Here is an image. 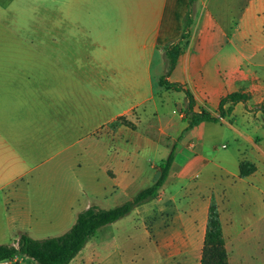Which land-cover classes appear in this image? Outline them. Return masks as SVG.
<instances>
[{
	"label": "crops",
	"instance_id": "crops-1",
	"mask_svg": "<svg viewBox=\"0 0 264 264\" xmlns=\"http://www.w3.org/2000/svg\"><path fill=\"white\" fill-rule=\"evenodd\" d=\"M189 1L48 0V33L42 34L39 15L25 14L37 5L40 9L41 0H0V169L12 160L20 168L12 177L0 178V192L35 167L31 161L37 152L24 157L17 147L11 151L2 146L21 145V137L43 123L34 103L48 101L70 137L87 119L94 124L104 120L111 104L134 96L138 86L146 87L142 104L155 101L154 67L159 65L164 74L165 47L179 40ZM193 16L190 37L167 79L191 91L195 111L206 108L217 114L223 97L248 94L219 122L186 130L188 123L180 115L184 125L177 129L176 156L165 185L207 173L211 188L197 189L195 197L184 195L155 230L146 223L134 224L130 231L135 233L121 238L119 229L100 234L102 227L116 222L102 226L92 237L99 239L91 238L69 264H201L212 197L219 205L230 264H264V132L242 131L229 120L243 105L246 126L264 130V78L257 73L264 69V0H197ZM113 86L117 91L106 94ZM160 88L183 94L186 106L183 91ZM24 103L32 105H20ZM134 107L117 111L86 132L110 127L107 134L130 147L131 139L123 135L130 126L113 129L110 124L120 117L133 122ZM24 114L37 116L28 123ZM173 127L169 122L161 131L168 135ZM227 132L246 143L230 161L214 156ZM242 160L256 166L247 177L240 175ZM140 167L117 153L108 172L118 187L127 188L141 175ZM163 188L159 202L164 200Z\"/></svg>",
	"mask_w": 264,
	"mask_h": 264
},
{
	"label": "rangeland",
	"instance_id": "rangeland-1",
	"mask_svg": "<svg viewBox=\"0 0 264 264\" xmlns=\"http://www.w3.org/2000/svg\"><path fill=\"white\" fill-rule=\"evenodd\" d=\"M40 6V9L37 5L25 14L39 15L41 33L47 34L48 0H41ZM60 8L63 10L64 6ZM159 68L160 66L156 65L153 71L156 104L153 101L142 104L143 91L146 87L138 86L134 96L113 102L106 110L104 120L97 119L95 124L90 118L85 122L81 120L84 122L83 126L70 137L64 134V125L58 120V115L54 114L55 110L50 108L48 101L41 100L33 104L38 107V116L43 123L36 126L33 132H26L21 137V145H17L16 142L2 144L3 149L8 145L11 151L13 147H17L19 154L24 157H28L31 152H37L38 156L31 161L35 167L30 172L0 192V244H16L22 233L36 239L59 236L70 229L77 215L90 205L105 209L113 208L132 199L139 191L154 183L159 175L161 161L168 157L175 138L178 137L177 129L184 125L180 115L181 109L185 107L183 94L163 93L159 85L162 75ZM257 73L264 78V69H258ZM105 74H111V71ZM117 89L115 86L108 87L105 89L106 94L112 95L111 91L116 92ZM159 92L163 94L158 95ZM20 105L27 107L32 104ZM131 105H135L137 118H133L134 127H130L132 130L123 134L131 139L130 147L122 141H117L113 135H108L106 131L111 130L110 127H106V131L95 127L94 130L86 132L93 124L96 126L102 121L106 123L110 116ZM244 109L243 105H239L229 120L242 131L264 132L256 126L249 128L246 126ZM24 117L28 123L34 120L27 114H24ZM169 122H173L174 127L167 135L162 133L161 129ZM72 123L75 124V120H72ZM9 141H12L11 136ZM222 144L226 147H222ZM245 145L243 138L236 142L234 134L227 132L217 150H214V156L216 158L222 156L230 161L237 153V149ZM117 153L121 157L130 158L142 169L138 177H135V172L132 173L135 179L127 188L118 187L111 176V170L108 172L109 168L116 165ZM206 154L209 157L213 153L211 151ZM12 162L5 169H0V178H10L20 169L14 160ZM212 183L208 174L204 173L198 178L178 179L167 184L163 188L165 196L162 202L152 199L137 206L128 215L116 221L115 225L102 227L100 234L119 229L118 233L123 238L128 233H135L134 230L130 231L134 224L142 226L143 223L155 230L158 224L165 223L176 211V206L181 204L184 195L192 193L190 197H195L198 194L197 189L206 191L211 188ZM172 195L174 199H171ZM163 209L164 213L161 211ZM98 239L99 237L92 238L91 241ZM0 264L39 263L26 255H20L18 261H5Z\"/></svg>",
	"mask_w": 264,
	"mask_h": 264
},
{
	"label": "trees",
	"instance_id": "trees-1",
	"mask_svg": "<svg viewBox=\"0 0 264 264\" xmlns=\"http://www.w3.org/2000/svg\"><path fill=\"white\" fill-rule=\"evenodd\" d=\"M196 1H189L184 29L179 40L165 47L167 65L164 74L159 80V85L165 89L180 90L185 93L187 103L181 109V114H183V120L188 123L186 130L203 122H219L232 113L236 103L248 99V94L246 93L233 92L222 98L217 114H213L206 108L195 111V100L191 91L185 89L180 83H173L167 79L171 75L187 39L190 37L191 27L194 23L193 15ZM261 109L264 119V105ZM121 125L134 127L133 122L125 117H120L110 124L113 129ZM175 156L176 144L172 146L168 157L161 161L158 168L159 175L154 183L139 191L132 199L123 204L108 209L91 205L79 213L76 222L68 231L59 236L36 239L26 233H22L16 244H0V262H13L20 255H26L39 264H69L102 226L118 221L137 206L160 196ZM255 169V164L250 161L242 160L240 162V175L242 177L251 175ZM201 264H230L220 209L215 197L211 198L209 205Z\"/></svg>",
	"mask_w": 264,
	"mask_h": 264
}]
</instances>
